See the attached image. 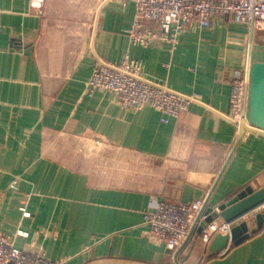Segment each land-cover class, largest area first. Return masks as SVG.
Returning <instances> with one entry per match:
<instances>
[{
	"label": "crops",
	"instance_id": "obj_1",
	"mask_svg": "<svg viewBox=\"0 0 264 264\" xmlns=\"http://www.w3.org/2000/svg\"><path fill=\"white\" fill-rule=\"evenodd\" d=\"M134 16L132 0H46L41 13L30 0H0V233L67 264H264V206L246 216L242 243L210 257L195 234L178 261L144 218L160 201L216 207L264 186V133L236 145L240 127L227 117L234 79L264 61V32L217 16L174 46L144 47L129 39ZM127 58L198 100L164 121L110 91L86 92L98 62Z\"/></svg>",
	"mask_w": 264,
	"mask_h": 264
},
{
	"label": "built area",
	"instance_id": "obj_2",
	"mask_svg": "<svg viewBox=\"0 0 264 264\" xmlns=\"http://www.w3.org/2000/svg\"><path fill=\"white\" fill-rule=\"evenodd\" d=\"M135 16L130 41L139 46H152L164 41L173 46L178 42V34L187 26L198 23L202 27L211 24L214 17L230 16L244 23L248 28L264 31V0H132ZM46 0H30L31 7L42 12ZM250 85V69H245L232 83L230 112L227 117L236 126L247 121ZM98 91L114 93L116 101L129 110L151 107L168 117H179L192 102L194 95H186L172 90L164 84L143 76L140 61L124 59L119 64L98 62L86 86L90 95ZM205 199L190 203L160 201L155 211L145 215L149 225L146 235L163 242L170 251H177L189 233L204 207ZM25 214H28L25 212ZM203 231L204 241L211 243L218 232L230 233L231 224L222 226L209 223ZM21 235H27L21 232ZM0 264H67L53 260L45 252H27L16 247L14 240L0 233Z\"/></svg>",
	"mask_w": 264,
	"mask_h": 264
},
{
	"label": "water",
	"instance_id": "obj_3",
	"mask_svg": "<svg viewBox=\"0 0 264 264\" xmlns=\"http://www.w3.org/2000/svg\"><path fill=\"white\" fill-rule=\"evenodd\" d=\"M250 85L247 121L240 124L239 140L246 131L264 133V61H254L249 65ZM236 147V146H235ZM235 149V148H234ZM227 159L221 173L225 169ZM217 179V181H218ZM209 199L205 201L204 207L199 213L186 241L178 249L175 260L195 234H202L209 223H212L218 216H221L227 223L231 224L230 233L218 232L209 244V256L213 257L226 249L230 244H240L251 236L248 220L246 216L264 206V186L254 189L247 186L240 190L229 200L216 207L208 205ZM258 228L264 225V212L259 211L255 214Z\"/></svg>",
	"mask_w": 264,
	"mask_h": 264
},
{
	"label": "bare ground",
	"instance_id": "obj_4",
	"mask_svg": "<svg viewBox=\"0 0 264 264\" xmlns=\"http://www.w3.org/2000/svg\"><path fill=\"white\" fill-rule=\"evenodd\" d=\"M262 207H263V206H262ZM262 207H261V208H262ZM261 208H259V209H261ZM259 209H257V211H258ZM257 211H254V212H257Z\"/></svg>",
	"mask_w": 264,
	"mask_h": 264
},
{
	"label": "rangeland",
	"instance_id": "obj_5",
	"mask_svg": "<svg viewBox=\"0 0 264 264\" xmlns=\"http://www.w3.org/2000/svg\"><path fill=\"white\" fill-rule=\"evenodd\" d=\"M260 32H264L263 30L262 31H260ZM264 208V207H263ZM260 210V209H259Z\"/></svg>",
	"mask_w": 264,
	"mask_h": 264
}]
</instances>
